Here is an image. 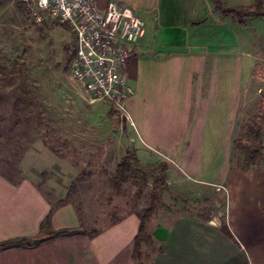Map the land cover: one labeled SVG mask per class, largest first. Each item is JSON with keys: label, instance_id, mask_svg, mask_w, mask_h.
Listing matches in <instances>:
<instances>
[{"label": "crops", "instance_id": "obj_1", "mask_svg": "<svg viewBox=\"0 0 264 264\" xmlns=\"http://www.w3.org/2000/svg\"><path fill=\"white\" fill-rule=\"evenodd\" d=\"M108 1L98 3L104 7ZM111 1L133 9L145 24L122 71L133 90L127 101L133 125L120 126L131 127L134 135L114 134L111 140L125 145L121 157L134 150L141 164V154L164 158L171 194L212 203L218 220L185 212L156 227L158 247L143 264H264V161L243 169L231 153L243 86L239 60L250 57L239 46L236 25L216 12L211 0ZM222 1L243 7L255 0ZM18 171L16 184L0 176V242L38 238L51 204L66 196L80 172L40 139L28 146ZM136 213H126L93 236L0 251V264H135ZM79 225L72 203L51 217L54 231Z\"/></svg>", "mask_w": 264, "mask_h": 264}, {"label": "rangeland", "instance_id": "obj_2", "mask_svg": "<svg viewBox=\"0 0 264 264\" xmlns=\"http://www.w3.org/2000/svg\"><path fill=\"white\" fill-rule=\"evenodd\" d=\"M14 2L0 0V62L8 71L13 70L15 77H24L34 103L38 105L37 110L42 112L46 124L52 129V135H45L49 143L76 164L79 171L90 173L89 177L76 182L71 199L81 226L87 230L105 228L129 211H140L146 206L144 196L150 188L152 176H149L148 185L140 190L129 182L116 190L111 182L115 165L125 149V145L112 141L111 137L126 133L133 138L131 127L120 126L124 123L133 125V122L124 120L119 114L109 118L110 106L101 102L89 104L83 99L65 67L63 48L71 42L72 35L57 26H42L39 32L32 19L19 12ZM235 25L236 35L240 37L239 46L250 56L239 60L240 85L243 86L231 138L232 160L241 166L244 147L255 144L247 125L255 130L264 123V17H254L246 26ZM241 38L246 41L241 42ZM4 89L8 98L0 101V109L7 110L12 102L11 88ZM162 110H157L158 115L164 114ZM32 126L28 127L29 138L36 135ZM39 131L45 132V128L41 127ZM135 144L133 140L131 145ZM139 158L155 174L159 164L165 163L161 156L153 159L141 154ZM161 201L169 211L158 208L152 217L149 224L152 240L142 249L143 262H149L158 247L152 233L156 227L167 226L173 218L185 212L218 221L214 216L215 207L210 202L189 200L183 204L168 192H162Z\"/></svg>", "mask_w": 264, "mask_h": 264}, {"label": "trees", "instance_id": "obj_3", "mask_svg": "<svg viewBox=\"0 0 264 264\" xmlns=\"http://www.w3.org/2000/svg\"><path fill=\"white\" fill-rule=\"evenodd\" d=\"M213 3V9L218 12L222 17H229L230 20L240 26H246L248 21L254 17H264V0H255L251 5L229 7L222 0H211ZM16 9L23 15L30 16L29 8L22 3L14 2ZM37 30L41 32L42 26L47 28L60 27L62 30L70 33V29L67 25L60 24L56 21H51L49 18H44L41 23L36 24ZM65 67L68 69L70 63L75 57L74 50V38L72 36L71 42L63 48ZM8 68L0 62V101L8 98V94L5 91V87H10V99H12L11 106L9 108L0 109V176L7 181L16 184L19 181L18 162L22 158L24 152L28 146L35 140L40 139L46 146L52 151L61 156L65 154L61 153L50 141L45 137L52 133L49 125L46 124L44 116L40 110H37V104L34 103V97L32 92L28 89L25 84L24 77H15L13 70L8 71ZM22 76V75H21ZM21 80V82L19 81ZM19 81V82H18ZM20 85H17V84ZM17 86V87H16ZM6 105V103L4 104ZM109 118L118 117V112L110 108L107 113ZM264 122V121H262ZM32 123L34 124L32 126ZM31 125L36 129V135L32 138L28 137V127ZM45 125V126H44ZM44 127L45 132H40V128ZM250 134L253 135V141L255 144L252 146L244 147V153L242 158L241 167L244 169L249 165H253L258 161H264V142L261 140L262 127H257L255 130L252 126L247 125ZM52 135V134H51ZM51 139V138H50ZM167 171V164H159L157 173L149 169V166L143 165L139 162L134 150H127L125 154L120 158L114 168V174L111 177L112 187L116 190L120 189L121 186L129 182L131 186L140 190L143 186L148 185L149 176L151 177L150 188L145 194L144 198L147 200L146 206L140 211H136L139 225L137 232L133 239V253L132 258L135 264H143V247L148 246L151 243L152 237L149 232V224L152 217L155 215L158 208H162L169 211L161 201L162 192L169 191L165 176ZM148 172H151L150 175ZM152 174V175H151ZM89 172L80 170L77 178L72 182L70 188L63 199L56 200L51 204V207L42 220L39 226V237H43L39 242H34L32 238H15L7 241L0 242V251H5L12 248H32L37 244L44 241H52L62 237H69L74 235H96L101 229L87 230L83 228L81 224L78 228H63L59 230L51 229V217L56 209L67 204L72 203V195L76 185V182L82 178L89 177ZM174 199L180 200L183 204L188 203L187 198L179 196L177 194H171ZM133 211V210H132ZM131 212V211H129ZM120 221V218L111 222L115 224ZM223 229L228 234L226 227Z\"/></svg>", "mask_w": 264, "mask_h": 264}, {"label": "built area", "instance_id": "obj_4", "mask_svg": "<svg viewBox=\"0 0 264 264\" xmlns=\"http://www.w3.org/2000/svg\"><path fill=\"white\" fill-rule=\"evenodd\" d=\"M15 1L29 8L36 23L49 18L69 27L75 50L68 67L70 80L89 104L105 102L132 122L127 101L133 90L125 84L122 71L145 34L137 13L111 0L104 7L98 0Z\"/></svg>", "mask_w": 264, "mask_h": 264}, {"label": "water", "instance_id": "obj_5", "mask_svg": "<svg viewBox=\"0 0 264 264\" xmlns=\"http://www.w3.org/2000/svg\"><path fill=\"white\" fill-rule=\"evenodd\" d=\"M42 239H43V237L35 238V239H33V241H34V242H39V241L42 240Z\"/></svg>", "mask_w": 264, "mask_h": 264}]
</instances>
